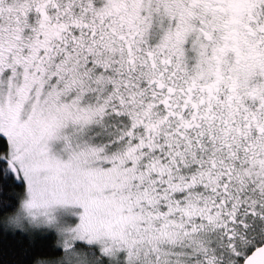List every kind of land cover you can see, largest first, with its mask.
<instances>
[{"label": "snow or ice", "instance_id": "6c2138e0", "mask_svg": "<svg viewBox=\"0 0 264 264\" xmlns=\"http://www.w3.org/2000/svg\"><path fill=\"white\" fill-rule=\"evenodd\" d=\"M0 264H264V0H0Z\"/></svg>", "mask_w": 264, "mask_h": 264}]
</instances>
